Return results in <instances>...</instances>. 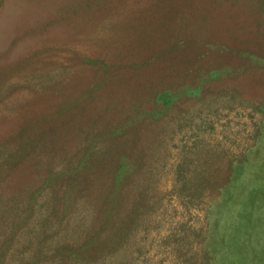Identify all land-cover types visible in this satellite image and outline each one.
Segmentation results:
<instances>
[{"label": "trees", "instance_id": "16d2710c", "mask_svg": "<svg viewBox=\"0 0 264 264\" xmlns=\"http://www.w3.org/2000/svg\"><path fill=\"white\" fill-rule=\"evenodd\" d=\"M114 3L92 0L91 18ZM244 4L264 12V0H154L126 22L100 23L104 29L94 31H102L100 43L110 50L125 49L135 33L148 41V58L127 65L88 59L84 66L94 79L79 90L74 76H57L54 106L46 114L30 115L13 149L1 148L0 264H121L125 250L133 256L143 251L145 242L148 246L157 207L167 195L156 184L173 172L166 154L152 164L143 144L156 139L146 136L145 129L161 122L165 130L183 104L205 103L207 83L255 70L264 73L263 49L253 52L194 31L208 26L207 15L219 7H248ZM180 24L192 26V35L181 32L169 43L164 32ZM215 55L234 57L237 63L196 70L197 79L158 91L141 83L155 64L188 65ZM11 91L0 87V105ZM24 165L28 186L11 192L8 181ZM231 169L212 184V201L224 195ZM170 194L190 200L199 195L184 196L182 189ZM208 254L202 264H210Z\"/></svg>", "mask_w": 264, "mask_h": 264}, {"label": "rangeland", "instance_id": "374dc122", "mask_svg": "<svg viewBox=\"0 0 264 264\" xmlns=\"http://www.w3.org/2000/svg\"><path fill=\"white\" fill-rule=\"evenodd\" d=\"M91 1L0 0V87L12 88L6 104L0 105V150L13 149L31 114H46L54 106L57 76H74L79 90L94 79L84 66L88 59L127 65L148 58L149 43L143 36L133 33L127 48L110 50L100 43L102 31H94L104 29V19L135 18L154 0H106V5L115 3L98 9L94 18ZM207 17L211 23L195 29L196 34L204 30L214 40L253 52L264 50V12L250 5L224 6ZM192 31V26L180 24L164 35L170 43L181 32ZM233 63L236 58L217 55L188 65L158 63L143 74L141 83L158 91L197 79L196 70ZM205 88V103L183 104L165 130L161 122L145 129L146 136L156 139L143 144L152 164L166 154L173 173L156 184L167 195L157 207L148 246L145 242L143 251L133 256L125 250L121 264H202L205 252L210 264H264V73L255 70L223 78ZM229 166L231 182L224 195L212 201L211 186L226 178ZM13 172L8 189H26L27 166ZM172 189L184 190V196L199 195L179 198L170 194Z\"/></svg>", "mask_w": 264, "mask_h": 264}]
</instances>
